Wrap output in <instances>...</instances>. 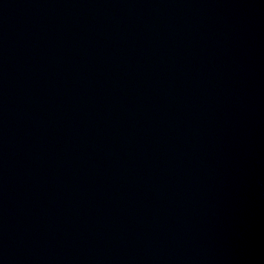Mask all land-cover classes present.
Segmentation results:
<instances>
[{
    "label": "water",
    "instance_id": "95a60500",
    "mask_svg": "<svg viewBox=\"0 0 264 264\" xmlns=\"http://www.w3.org/2000/svg\"><path fill=\"white\" fill-rule=\"evenodd\" d=\"M0 264H264V0H0Z\"/></svg>",
    "mask_w": 264,
    "mask_h": 264
}]
</instances>
